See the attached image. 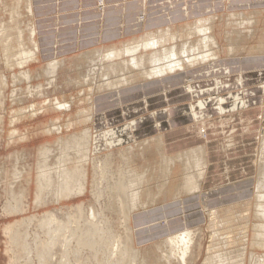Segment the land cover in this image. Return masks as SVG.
Listing matches in <instances>:
<instances>
[{"label":"rangeland","instance_id":"1","mask_svg":"<svg viewBox=\"0 0 264 264\" xmlns=\"http://www.w3.org/2000/svg\"><path fill=\"white\" fill-rule=\"evenodd\" d=\"M13 1L0 0V264H38L39 253L51 243L47 234L46 223H43L45 216L49 213L55 215L58 220H64L66 216H69L74 223L80 225L90 214L101 216L104 221L108 222L109 227L123 238L129 251L136 252L139 256L137 264H203L207 255L211 260H214V254H220V260H214L209 264L217 262L218 264H260V260H263L262 264H264V185L261 186L260 192L255 198L253 194H255L256 186H251V189L249 187L245 188L249 189V191L245 190V194H247L244 196V198H247L245 201H249L247 203L217 204L212 218L208 215L209 210H205L207 214L203 216L200 223H197L198 219L194 215L187 218L181 217L187 222L184 227H180L178 225L179 220H175V224H177L175 228H180L175 232H170L167 223L169 220L179 218L178 216L182 214L184 196H190L196 192L184 194L180 199L169 195L166 199L151 203L148 208L159 205L160 202H175L172 206L179 209L180 213L178 216L174 215L176 216L174 218L169 216L167 219L165 217L161 222L157 221L156 223L145 222L148 218H144L137 225L132 223L133 218L130 222L128 212L119 211V204L113 201L115 199L113 196L102 193L106 189L104 184L111 181L112 170L118 167V150L132 149V166L140 171L143 167L150 166L149 164H152L158 158L156 156L158 154L154 149L152 150L153 144L150 145L152 143L151 139L158 135L163 140V152L166 155L199 146L193 145L197 140H202L203 144L200 145L210 146L212 144V141L209 142L208 140L207 126L211 125L209 128L210 133L216 129L213 126V124L215 125L214 122L206 124V120L211 117V112H208L206 108L211 106L213 108L211 110L215 114L232 112V110L217 111V101L215 100V97L222 96L219 94L221 90L223 91L230 86L228 83L229 77H227L230 71L229 67L226 62L220 60L225 58L224 55L228 56L226 53L228 44L225 34L227 32L233 33L236 30L240 32L243 27L241 30L245 32L242 34L244 41L241 43V49L236 54L244 53V51H250V48L256 47L262 41L259 40L255 44L256 39L263 36V23L259 27H249L247 25L239 26L235 21L227 22L229 20L225 17V14L230 13V11L226 12L222 6L218 7L216 11L203 9L191 12L192 9L187 8L186 4L183 6V10L175 11L172 9L175 5L172 7L170 4L173 0H149L151 10L136 13L134 15L136 17L135 24L132 27L128 26L127 20H123L125 14L119 12L122 19L117 26L114 25L116 27H110L114 30L113 34L119 32V36L98 45H84V48L75 47L74 50L63 54L52 50L56 46L62 47L63 43H69L68 41L75 39L74 34L72 35L69 32L74 31V28L78 27L77 24L69 21L64 28L57 31L56 27L48 22L47 27L41 28V31L43 30L41 36L39 35L41 39L37 35L36 27L35 34L32 37L29 30L30 25L35 26L40 15H35V1L32 0L30 12L28 11V4H26L27 0ZM42 1L51 2L54 0ZM94 1L96 5L92 13L101 15L107 0ZM12 4L16 7L12 8ZM233 12L235 11L232 10ZM213 15L215 22L213 33L218 43L214 50L218 54L220 67L226 64L227 70L219 67L215 74L196 76L198 68L191 67L187 68L183 74L182 71L171 74L162 81L136 79L125 86L127 88L123 89V93L116 96H113L115 94L110 90L98 91L100 89L95 88L93 82L89 81L88 83L82 80V76L87 70L85 60L82 59L83 54L86 52L97 47H108L110 49L111 45L118 46L124 41L127 43L132 38H138L145 32L158 31L169 26H179L200 17ZM248 31L251 32L250 35ZM55 32L57 33L55 34ZM45 36H52V39L49 41L44 40ZM97 38L98 40L102 39L101 36ZM261 38L264 39V37ZM40 44L50 47L51 52L40 54ZM177 45L179 44L177 43ZM33 52L35 55H32ZM246 56L243 55L242 57L246 58ZM55 60L59 61L60 65L51 68L47 72L46 65ZM19 62L22 63L19 64ZM94 69H98V67L95 66ZM99 80L97 78L95 83H98ZM237 80L240 83L241 79ZM190 83L194 84L197 90L196 95L188 91L187 88L184 89ZM89 94L91 101L87 100ZM229 94L223 95V97H227ZM198 101H206L207 104L202 107L201 118L196 120L192 115L191 106L195 105V110L199 112V108L196 107ZM188 102L190 104L186 105V110H181L179 107L169 108L176 105L181 106ZM223 105L229 107L230 100L227 99ZM183 111L189 113L187 117L189 121L186 123L188 125L185 126L183 131L193 133V135L184 140L167 141L168 137L166 138V134L165 136L163 134L167 131V127L169 128V125L167 126L165 123L166 119H169L166 116L172 117L175 113H182ZM86 117L92 118L88 121ZM229 119L231 117L224 120L227 122ZM167 123L171 124V122ZM53 126H56V128ZM52 127L56 130L55 132L54 129L51 130ZM86 128L90 129V132L92 130L93 133H95V130L102 131L107 128L119 132L116 137L119 139L118 143L112 146L103 144L99 152H90L91 158L99 157L102 159L101 157L108 153L113 155L111 157L113 162L110 163L112 169L108 170L109 175L105 180H101V183L95 177L96 173L93 170L94 164L92 161H89L85 165L86 169L82 170L84 171L82 175L86 179L81 176L83 182L79 178L76 180L71 178L72 181L70 178H68L69 181L62 178L64 172H70L72 167L78 165L79 162L77 163L75 159H78L79 156L70 152L71 161L70 157L66 158L64 154H59L62 149L55 143L56 141H64L68 136L80 133ZM59 138L60 140H58ZM147 139L150 140V143L144 144L143 141ZM260 140L261 137L258 142ZM261 145L260 143V147ZM44 146H48L47 148L50 151L46 155L48 158L45 156L42 159L39 158V152ZM61 156L63 159H61ZM46 158L48 161L45 160ZM57 158L59 161L56 163ZM65 159L69 160L65 161ZM44 160L46 165L43 162ZM61 160H64L62 162L66 165L60 162ZM59 163H62L63 166L61 167ZM40 167L52 171L44 169L46 172H50L46 175ZM176 168L179 169L180 164L177 163ZM54 171H56L55 175ZM153 174L156 173L153 172ZM180 174L181 171L175 170L171 182L178 183ZM49 175L51 178L48 177ZM56 175L60 179H57ZM62 179L63 182H61ZM158 180L159 178L156 177L150 179L148 188L155 190ZM58 182L59 185L63 183L72 186L75 182H78L83 186L81 185L80 190L73 191L65 199H57L52 193L58 188ZM41 183L44 184L43 188ZM46 183H48L47 187ZM262 194L263 196H261ZM188 202H192V200ZM190 212H195L193 207L190 208ZM153 227H155L154 230ZM239 227L240 229H238ZM186 228L191 232L192 241L183 257L177 255L162 256V252L168 251V246L165 243L166 238L170 234H175ZM242 231L246 232L243 233ZM232 233L235 235L231 236ZM219 240L220 242H218ZM210 245L216 247L210 248L208 247ZM65 246V249L67 248L65 250L66 263L77 264L76 260H73V254L68 253L77 246L71 241ZM86 253V249L80 250L79 254L82 259L87 258L88 253ZM107 260L106 257L100 256L98 259H89L88 264H104L105 262L108 264ZM204 264L206 263L204 262Z\"/></svg>","mask_w":264,"mask_h":264},{"label":"bare ground","instance_id":"2","mask_svg":"<svg viewBox=\"0 0 264 264\" xmlns=\"http://www.w3.org/2000/svg\"><path fill=\"white\" fill-rule=\"evenodd\" d=\"M26 4H28L27 7H28V11L30 12L32 0H27ZM13 7L14 5L12 6V8ZM259 13L260 11L257 10L251 12H241V13L238 12L237 14H231L230 16L232 17L230 16L229 17L232 18V20L235 21L239 26L249 25L250 27L251 24L256 23V18L258 17ZM16 14L18 15L17 9H16ZM225 16L227 17V15ZM214 29H215L214 15L208 17L206 16L203 18L200 17L198 19H195L194 21L188 22L183 25L169 26L165 29H160L158 31H150V32L142 33L138 38L134 37L132 38L133 40L131 39V41L127 43L124 41V43L122 44L120 43L121 45L118 44V46L111 45L112 47L110 49L108 47L106 48L97 47L83 54L84 57L82 59L85 60V64L87 65V70L82 76V80L88 83L89 81L93 82L95 88L100 89L98 91L110 90L113 94H115L113 96H116L123 93V89L127 88L125 86L136 79L162 81L168 75L176 74L181 71H182L181 73L183 74L186 72L187 68H191V67L198 68L196 76H208L211 74H215L217 68H219L220 65L218 61V54L216 50H214L218 45L216 37L214 36L213 33ZM233 29L235 30V28ZM241 29H243V27ZM241 29L240 32L239 30H236L233 33L227 32L225 34V38L227 40L226 42L228 44V48L226 50L228 56L236 55V52H238L241 49L240 48L241 43L244 41L242 34L245 33ZM29 30H30V35L33 37V35L35 34V26L33 24L30 25ZM248 34L250 35L251 32L248 31ZM18 38H19V32H18ZM177 43L179 45H177ZM263 50H264L263 40L256 47L250 48L251 52L253 51L261 52ZM32 55H35V53L33 52ZM21 63L22 62H19V64ZM59 65L60 62L57 60L49 62L46 65L47 72H49L51 68H55ZM95 66L98 67V69H94ZM221 67L224 68L225 70H227L228 68L226 64ZM97 78L100 80L98 81V83H95L97 81ZM185 88H187L188 91L196 95L197 90L194 84L190 83V85H186L184 89ZM90 94L89 97L87 98L88 101H91ZM239 97L240 96L238 93H230L227 97H223V96L215 97V100L217 101V111L226 112L229 110H233L236 107L243 106L244 103H241V101L238 100ZM227 99L230 100L229 107L223 105V103ZM236 99L241 104L235 101ZM205 104H207L206 101H198L196 103V107L199 108V112L195 110V105H193V107L191 106L192 115L194 119L198 120V118H201L202 107ZM55 106L58 107L57 105ZM91 118L92 117H89L87 118V120L90 121ZM158 126L160 125L158 124ZM53 127L51 130L56 128V126L54 128ZM55 131L56 130L54 129V132ZM94 132L95 133H93L92 130L90 132V129L88 130L86 128V130L84 129L80 133H76L74 135L68 136L67 139L66 138L64 139V141H56L55 144H58L61 147L60 149H62L61 153L58 150L59 154L62 155L64 154V156L67 158L70 157L69 156L70 152L71 153L73 152V154L79 156L78 159H75L77 163L79 162L78 165L76 167H72L70 172H64L62 174L63 175L62 178H64V180L65 179L68 180V178H70V180L71 178L75 180L79 178L81 180L82 179L81 176H83L85 179V176L82 175L84 173V171L82 170H84L85 165H87L89 161H92V163L94 164L93 170L96 173L95 177L98 180H100V183L101 180H105L106 177L109 175L108 170L111 168L110 163L111 161L113 162V158H111L113 156L112 153L103 155L101 157L102 159H100L99 157L91 158L90 152L91 151L94 153L99 152L103 144L112 146L118 143L119 139H117L116 137L118 136L117 134L119 132H117V130H113L109 128L102 131L95 130ZM199 133H201V131H199ZM160 138L161 137L159 135L156 136L155 138H152L151 139L152 143H150L149 139L143 141L144 144H149V143L150 145L153 144L152 150L153 149L155 150L156 154H158L156 155L158 156V158L155 159V161L152 164H149L150 166L143 167L140 171H137L132 166L133 163L132 149H126L123 151L118 150V157H119L118 158L119 161H117L118 167H115L112 170V175L110 177L111 181L104 184L106 189L102 191L103 194L107 193L113 196L115 198L113 201H116L118 202L117 204H119V211L128 212L130 222L131 219L133 218L132 223H135L136 225L144 220V218L139 220L138 218L141 217L140 216L141 213L143 211H146L149 205H151V203L157 202L160 199H166L169 195L175 197L176 199L178 198L180 199L182 195L187 193L199 192L200 189L199 186L200 179L204 174V168L207 163L205 157L206 154L205 147H207V145H199L184 151L177 152L172 155H166L163 152V140ZM58 140H60V138ZM260 143L262 144L261 147H260ZM47 147L48 146H44L43 148L40 149L39 158L44 159L45 156L48 155V152L50 150ZM258 154H259L258 157L256 155H253L256 160L252 162L256 164V174H255L256 189L254 190L255 194H253L254 198L259 194L260 192L259 189L261 188V186L264 185V137H261V140L259 142ZM47 158L45 160H47ZM71 158L72 157H70V160ZM61 159H63L62 156ZM45 160L43 161L44 163ZM59 160L57 158L56 163ZM66 160L69 159H65V161ZM62 161L64 160H61L60 162ZM62 163L61 164L59 163L61 167L63 166ZM177 163L180 164L179 169L176 168ZM41 169H43L42 172H45L46 175L50 174V172H46V171H52L49 169L47 170L46 168H41ZM44 169H46V171ZM175 170H178L179 172L181 171V174L179 175L180 180L178 181V183L171 182V179H173V172ZM56 171H54V175ZM153 172L156 174H153ZM48 177H50V175ZM154 177L159 178L155 190L148 188L149 186L148 181L150 179H153ZM80 180L77 181L79 182ZM61 182H63V179L61 180ZM78 182L77 183L75 182L73 186L70 184H63V183L62 185H59L60 183L58 182V186H57L58 188L52 194L57 199H62V198L65 199L66 197L71 195L73 191L75 192L81 189L80 187L82 184ZM46 184L47 187L48 183ZM43 185L44 184H42L41 187ZM53 187H54V183H53ZM263 194L261 196H263ZM247 202L249 201H241V203H247ZM258 208L260 207L258 206ZM251 209L254 208L252 207ZM215 211L216 209L209 210L208 215L212 218ZM121 215L123 216V214ZM43 223H46L47 234L49 236V240L51 243L49 244V246H47L39 253L38 264H47V263L67 264L65 260L66 259L65 250L67 248L65 249L66 247L65 245L69 244L70 241L74 242L77 248L75 247L74 249H71L70 251H68V253L73 254L72 255L73 260H76L75 262H77V264H88L89 259H98V257L100 256L106 257L108 259L107 260L108 264L138 263L139 256L136 254V252L134 253L132 251H129L123 238L119 234L115 233L111 229V227H109L108 222L104 221V219H102V217L99 215L93 216V214H90V216L84 219V221L80 225L79 223H74L69 216H66V219L64 220L63 219L58 220L55 215L49 213L45 216ZM213 223L212 225L214 226ZM238 229H240V227ZM235 232L237 233V231ZM220 235L222 234L220 233ZM232 235L235 234L232 233L231 236ZM225 237H227V235H225ZM191 241H192L191 232L188 231V228L180 232H177L175 234H170V236H168L165 240V243L168 246V251L162 252L161 255L162 256L177 255L179 257L180 256L183 257L184 252L186 253V250L188 249V247H190L189 245ZM218 242H220V240ZM214 246L210 245L208 247L211 248ZM83 249H86L88 253L87 258L84 259H82V257L79 254L80 250L83 251ZM219 256L220 254H214L213 255L214 260L219 261L220 260ZM205 260L206 261L204 262L206 264H209L210 262L214 261L211 260L208 255ZM93 261L95 262V260ZM262 263L263 260H260V264ZM104 264H106V262ZM213 264H218V262Z\"/></svg>","mask_w":264,"mask_h":264},{"label":"crops","instance_id":"3","mask_svg":"<svg viewBox=\"0 0 264 264\" xmlns=\"http://www.w3.org/2000/svg\"><path fill=\"white\" fill-rule=\"evenodd\" d=\"M34 1L35 15L40 14L35 23L38 36H41L43 32L41 28L47 27L48 22H51L57 31L64 28L69 21L77 24L78 27L73 26L75 27L74 31L69 32L72 35L74 34L75 37V39L68 41L71 44L65 42L62 47L56 46L52 50L63 54L74 50L75 47L81 48L90 44L98 45L119 36V32L113 34L114 30L110 27H116L122 19L119 16L120 11L125 14L123 20H127L128 26L132 27L135 24L136 17L134 15L136 13L150 11L152 8L149 0H107L103 13L101 15L97 13V15L92 13L96 5L94 0ZM170 4L172 7L175 5L172 8L175 11L183 10V6L187 4V8L192 9L191 12L203 9L216 11L218 7L222 6L226 12L230 11V13L225 14L227 15L225 17L229 20L227 22L233 21L230 18L232 17L230 16L231 14L257 10L260 11L258 19L251 26L259 27L262 23L264 25V0H173ZM232 10L235 12L232 13ZM102 31L104 32L102 33ZM99 35L102 39L98 40L97 37H100ZM40 36L39 39H41ZM51 37L45 36L44 40L49 41L52 39ZM261 37H264V31ZM261 37L256 39L255 44L259 40L264 41ZM40 46V54L51 52L50 47L42 46L41 44ZM243 55H247L246 58L242 57ZM224 57V59L220 60L226 62L229 67L230 71L227 77H229L228 83L230 86L223 91L221 90L219 94L223 96L228 93H239L240 97L238 100L244 104L241 107H236L230 113L226 112L223 114H215L211 110L213 109L211 106L206 108L208 112H211V117L206 120V124L214 122L215 125L213 124V126H215L216 130L210 133L209 128L211 125L207 126L208 140L209 142L212 141V144L209 147L208 145L205 147L207 163L204 168V174L200 179L199 192L184 196V208L180 216H178L180 210L172 206L175 202L169 201L167 203L160 202L159 205L157 204L143 211L138 220L148 218L149 220L147 219L145 222L156 223L157 221L161 222L165 217L168 219L169 216H171L170 218L178 216L179 218L169 220L167 223L170 232H175L180 229L175 228L177 220H179L178 225L180 227L187 225V222L181 217L187 218L194 215L198 219L197 223H200L203 216L207 214L205 210H213L220 203L245 201L247 199L244 198L247 194H245V190L249 191V189L245 188L256 186L254 174L256 172V164L252 162L256 160L253 155L257 157L259 155L258 140L260 137H264V50L261 52L244 51V53L240 52L231 57L225 55ZM237 79H241L240 83ZM187 104L190 103L169 108L179 107L181 110H186ZM186 112L175 113L172 117L166 116L169 119H166L165 123L167 126L169 125V128L167 127V131L163 132V134L164 136L166 134V138L168 137L167 141L184 140L193 135V133L183 131L189 121V118H187L189 113ZM228 117H231V119L226 122L224 119ZM167 122H171V124ZM200 144H203L202 140H197L193 143L194 146ZM189 200H192V202H188ZM192 207L195 212L189 213ZM183 214L184 216H182ZM154 229L155 227H153Z\"/></svg>","mask_w":264,"mask_h":264}]
</instances>
